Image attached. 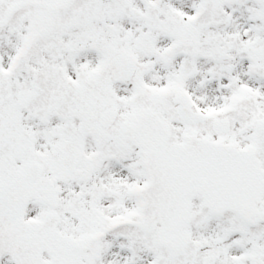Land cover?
<instances>
[{
  "label": "snow or ice",
  "instance_id": "snow-or-ice-1",
  "mask_svg": "<svg viewBox=\"0 0 264 264\" xmlns=\"http://www.w3.org/2000/svg\"><path fill=\"white\" fill-rule=\"evenodd\" d=\"M0 264H264V0H0Z\"/></svg>",
  "mask_w": 264,
  "mask_h": 264
}]
</instances>
